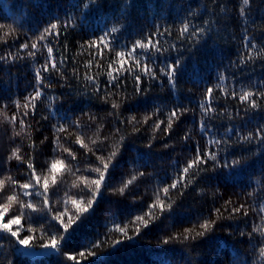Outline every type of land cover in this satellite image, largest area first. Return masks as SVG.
<instances>
[{
    "label": "trees",
    "instance_id": "16d2710c",
    "mask_svg": "<svg viewBox=\"0 0 264 264\" xmlns=\"http://www.w3.org/2000/svg\"><path fill=\"white\" fill-rule=\"evenodd\" d=\"M53 23L57 29L45 33ZM184 24L203 31L189 39L180 34ZM0 25V204L17 196L4 222L21 216L12 225L19 237L0 232V264H264V145L241 139L264 127L257 94L264 92V0H0ZM149 39L164 51L129 55ZM117 52L125 53L123 69ZM177 60L170 83L160 68ZM145 64L155 79L144 75ZM109 71L118 80L110 83ZM244 92L254 94L255 108L239 100ZM202 104L214 111L204 116ZM221 138L227 143L209 144ZM198 150L216 152L219 166L208 160L185 173ZM233 159L244 163L223 167ZM106 162L107 184L84 222L47 255H23L53 234L62 240L61 220L87 207L95 169ZM29 163L41 193L48 177L46 196L22 195ZM29 202L35 211L21 209ZM26 237L33 249L19 245ZM115 241L122 243L112 248Z\"/></svg>",
    "mask_w": 264,
    "mask_h": 264
},
{
    "label": "snow or ice",
    "instance_id": "6c2138e0",
    "mask_svg": "<svg viewBox=\"0 0 264 264\" xmlns=\"http://www.w3.org/2000/svg\"><path fill=\"white\" fill-rule=\"evenodd\" d=\"M243 4L244 5H248L249 4V0H243ZM241 16L244 15V10L243 8L241 9ZM3 25H0V28H2ZM57 24L53 23L50 25V29H45V33H48L50 30H55L57 29ZM113 32L116 31V29H112ZM203 30L202 29H192L190 31V25L189 24H184V26L181 28L180 30V34L181 36H184L185 33H188V38L191 39L193 37H197L201 34ZM110 33H105V37L107 35H109ZM155 35V34H154ZM44 37L42 36L41 39H43ZM158 41L156 43H153V41L151 39L148 40L147 43H142L141 41H136L135 44L133 45L132 51L131 53H129V55L131 57H135L137 55V49L143 50V52L146 54L151 50H154L156 53H161L162 51H164V49H162L160 46H158ZM106 47L108 46L107 44L105 45ZM22 47H27V45H23ZM31 47L33 49L37 48V45L35 43H33L31 45ZM254 47V45H253ZM52 52L53 49L51 47L48 48V53H49V62H51V67L52 69H57V65L52 57ZM29 55H35V53H29ZM121 61V68L123 69V64H124V56L125 53L124 52H117L116 54ZM9 57L11 58V54H9ZM249 58H251V56H249ZM0 59H3V57H0ZM149 60H151V57H148ZM137 68H139V62H137ZM179 66V60H177L176 62H174L173 64H168L165 65L164 67L160 68V72L162 75H165L169 78V82L171 83L172 81L175 80V73L176 70ZM111 67V65H110ZM42 71L43 72H47L49 71V68L47 66V64H45L43 66L42 69H37L36 71V82L37 84H43L46 77L42 76ZM113 71H115V69H113ZM113 71H109L108 72V76L110 78V83L118 80L119 78V73H117L116 76H113ZM128 71H132L131 69H129ZM144 75H147L149 77H151L152 79L156 78V74L155 72H153L152 68L148 65L145 64L144 65ZM87 80H89L90 82L94 83V78L91 75H88L85 77ZM221 79H223V77H221ZM135 81L137 84V91H140V81H141V76L140 75H135ZM116 86H119L118 84ZM213 92L212 88L208 89V94H209V99H211V93ZM259 96H261L262 98H264V92H260L257 93ZM254 94L251 92H244L243 95L239 96V100L243 103H247L249 107L251 108H255L257 106V101L255 99H251L250 97H252ZM41 96V91L39 89H37L35 91V95L31 96L29 98V103H31L32 107L35 108V101L38 100ZM233 96L235 97V93H233ZM19 106V105H18ZM24 107L27 109L28 108V103H26L24 105ZM113 107H118V105L113 104ZM201 108L203 110L204 116H208V113L213 112L214 109L211 106H206L204 104L201 105ZM25 115H27V112H25ZM172 117H177V111H173L171 113ZM21 123H23V120H21ZM169 124H171V121H169ZM63 130V129H60ZM201 131L202 132H206L208 131L207 129V125L206 123L201 125ZM242 140L244 141H248L251 142L254 139L260 141V143L262 145H264V127H258L257 130L255 131V133H249L247 136H243L241 137ZM222 143H227L226 140H224L223 138L221 139H215V140H209V144H214V145H220ZM226 150V149H225ZM65 151H68V149H65ZM69 155H72V153L69 152ZM112 157H115L117 155L116 152H113ZM17 159H20V157L17 155L16 157ZM74 158V157H73ZM208 160H211L213 162V166H219V161L217 159V153L214 151H206L203 154H201L199 152V150L197 151V158L193 163H190L185 169L184 172L187 173L189 171V169H191L194 164H203L206 163ZM62 163L61 160H56L51 164V171H52V183L55 184L56 183V178H55V173H56V168L57 165ZM243 160L241 159H233L231 164H227L225 163L223 165V167L226 168H231V167H239L243 165ZM110 167V163H103V168L104 171H100L99 168H96L95 171L99 172V179H96L93 181V183L96 186V192L92 193V199L87 200V207L85 208H79L77 210V214L74 217L69 218L67 223H64L61 220V224L63 227V236H62V240L58 241L57 240V236L55 234H53L51 236L50 242L49 243H44L40 245V249L39 251H28V252H24L22 253L23 255H30V256H36V257H40V256H45L48 254L49 250H56L58 249V247L60 246L61 243H63L70 235L71 232L74 230V227H79L84 220L87 218L86 215L84 214H89L90 213V209L93 208V204L94 201L98 198V194L100 192L101 189V184L104 183L105 185L107 184V178L105 173L109 170ZM28 168L31 169V178L29 180L28 183H24L19 185V188L23 189L22 195L24 197H31L32 195H36V196H46L47 195V191L49 188V183H48V177L44 178L43 181V189L44 192L41 193L39 191L40 188V181H41V177L40 175L36 172L34 166L32 163L28 164ZM203 170V169H202ZM136 177H133V180H135ZM35 181V183H32V181ZM129 183H131V181H129ZM177 185L176 183H174L172 185L173 188H175ZM169 191L168 188L164 189V192L167 193ZM18 198L17 196L14 195H8L7 196V201L9 203L6 204H0V232H5V233H10L11 237H19V233L21 231V229H17V230H13L12 229V225H20L21 223V216L20 215H13L12 218L8 219L7 222H4V217L5 215L8 213L10 207H11V202L16 201ZM44 205L47 206L48 205V199L45 198V200L43 201ZM73 204H76V201L73 200ZM21 209L27 208V209H34V205L33 203L29 202L27 204L21 203L20 204ZM163 210V209H162ZM234 211H240V209H234ZM261 211H264V209H261ZM22 215L27 217V213H22ZM63 214H58L57 217H55V219H60V217ZM137 220H141V217H136ZM144 225L147 226L148 221L144 220L143 221ZM202 228H204L205 230H207L210 225H208L207 223L201 225ZM121 231L123 232L124 230L121 229ZM137 231H139V229H137ZM205 233L204 232H200L199 235L203 236ZM125 235H127L125 233ZM30 240L31 237H26V238H19L18 239V243L19 245L23 246L25 249H33L34 246L32 244H30ZM122 243V241H115L112 248H115L117 246H119ZM92 253H89V255H91ZM81 255H83V253H81ZM260 255L264 256V248H262L260 250Z\"/></svg>",
    "mask_w": 264,
    "mask_h": 264
}]
</instances>
